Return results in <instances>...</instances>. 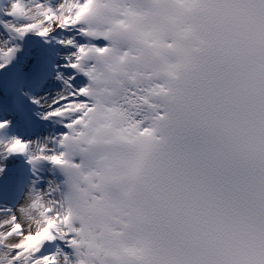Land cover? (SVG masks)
I'll return each instance as SVG.
<instances>
[{"label":"snow or ice","instance_id":"obj_1","mask_svg":"<svg viewBox=\"0 0 264 264\" xmlns=\"http://www.w3.org/2000/svg\"><path fill=\"white\" fill-rule=\"evenodd\" d=\"M193 31L254 56L249 147L264 169V0H0V264H182L166 236L133 234L132 194L178 162L157 69ZM74 193L107 204V222L85 227ZM230 239L234 264H264V243Z\"/></svg>","mask_w":264,"mask_h":264},{"label":"clouds","instance_id":"obj_2","mask_svg":"<svg viewBox=\"0 0 264 264\" xmlns=\"http://www.w3.org/2000/svg\"><path fill=\"white\" fill-rule=\"evenodd\" d=\"M246 51L239 37L193 31L178 55L163 58L157 69L172 84L164 100L171 118L161 134L174 142L179 159L165 182L133 192L143 216L132 231L166 236L186 257L182 264H234L225 255L234 243L230 237L264 243V202L256 196L264 169L249 147L256 99L247 77L254 56ZM72 208L85 227L106 223L111 214L107 204L92 206L79 193ZM115 264L140 260L121 253Z\"/></svg>","mask_w":264,"mask_h":264}]
</instances>
